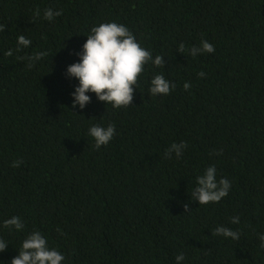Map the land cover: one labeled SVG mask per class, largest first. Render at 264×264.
<instances>
[{
	"label": "trees",
	"instance_id": "1",
	"mask_svg": "<svg viewBox=\"0 0 264 264\" xmlns=\"http://www.w3.org/2000/svg\"><path fill=\"white\" fill-rule=\"evenodd\" d=\"M49 7L63 14L46 20ZM109 22L165 66L145 65L127 108L91 92L73 107L79 81L67 68ZM0 24V264L34 231L62 264H176L181 252L180 264H264V0H0ZM20 35L31 45L16 51ZM202 40L215 52L191 56ZM37 52L47 55L30 69L19 59ZM157 74L175 84L170 94L150 95ZM109 124L114 138L96 149L89 128ZM180 142L181 158L165 159ZM212 165L231 188L199 205L191 193ZM13 216L22 230L3 226ZM218 226L239 240L212 235Z\"/></svg>",
	"mask_w": 264,
	"mask_h": 264
},
{
	"label": "clouds",
	"instance_id": "2",
	"mask_svg": "<svg viewBox=\"0 0 264 264\" xmlns=\"http://www.w3.org/2000/svg\"><path fill=\"white\" fill-rule=\"evenodd\" d=\"M63 14L62 10H53L51 7L45 9L44 19L54 20ZM35 17L40 16V9L34 12ZM5 30V25L0 24V31ZM87 40L83 44L81 52L76 53L80 60L68 66L66 75L76 78L79 84L75 87L73 96V107L79 106L85 108L91 102V96L88 93H95L98 100L111 104L113 108H127L133 103L135 88L138 85L139 78L145 70V65L151 62L156 67H164L165 59L161 55H153L150 51L142 47L136 40L134 34L123 24L116 22L101 23L99 26L92 27L91 33L87 35ZM17 49L20 51L31 45V41L24 35H20L17 40ZM177 51L185 53V45L180 43ZM190 55L196 57L203 53L215 52V47L207 40H202L199 47L193 46ZM11 56L12 50L4 53ZM47 52H37L32 56L19 57L27 59L29 63L27 68L34 67L36 61L43 59ZM203 78V71L198 73ZM175 88V84L165 79L162 74L155 75L151 80L149 93L151 96H166ZM191 88L190 82L184 83V89ZM116 134L114 124L107 127L92 125L88 130V136L95 141V148L109 144ZM186 142L172 143L166 149L164 158L171 159L175 153L177 159L181 158L183 151L187 148ZM217 155L222 154V150ZM22 160L12 162V167H19ZM197 187L192 191L191 198L197 200L199 205L210 203H219L222 198L228 195L231 183L227 178H216L215 165L209 166L203 175L197 177ZM185 212L189 211V205L185 203ZM233 224H238V216L231 217ZM5 228L14 227L22 230L24 224L20 217L13 216L3 222ZM59 231V229H58ZM212 235L224 236L239 240L240 234L237 231L224 226H218L212 229ZM260 247L264 248V234H259ZM8 243L0 239V252L7 250ZM65 257L56 249H50L46 238L40 231H34L22 242L19 254L12 258L11 264H62ZM185 259L181 252L176 256V264H180Z\"/></svg>",
	"mask_w": 264,
	"mask_h": 264
}]
</instances>
